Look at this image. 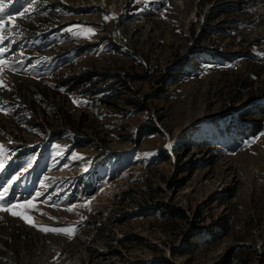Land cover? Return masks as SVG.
<instances>
[{"label": "rangeland", "instance_id": "374dc122", "mask_svg": "<svg viewBox=\"0 0 264 264\" xmlns=\"http://www.w3.org/2000/svg\"><path fill=\"white\" fill-rule=\"evenodd\" d=\"M10 1L0 264H264V0Z\"/></svg>", "mask_w": 264, "mask_h": 264}, {"label": "snow or ice", "instance_id": "6c2138e0", "mask_svg": "<svg viewBox=\"0 0 264 264\" xmlns=\"http://www.w3.org/2000/svg\"><path fill=\"white\" fill-rule=\"evenodd\" d=\"M8 4L5 2V0H0V45H3L5 41H8L9 43L14 42L13 40L10 39V36L12 34L13 28L18 27L15 24V20L17 19V16H14L10 13H5V9L7 8ZM28 9L25 8L24 11H21L18 13L19 17H23L26 15ZM105 19H109L108 16H105ZM9 24L11 25L10 27L6 28L5 25ZM87 32H92V29H86ZM5 32L8 33V35L5 34ZM9 49L4 46L0 47V57H4L5 53ZM7 61L4 59H0V65H4ZM0 71H2V68H0ZM0 85H2V81H0ZM75 102V101H74ZM255 142L251 141L250 143ZM3 145H0V150L3 149ZM3 165L0 164V168H2ZM5 193L7 192V189L4 190ZM41 193L37 192L36 197H39ZM50 199V197H49ZM27 204L29 206H32V201H27ZM56 206V205H53ZM16 207V205L9 204L7 201H5V195L4 193H0V210H7L12 212V209ZM75 208V206H72L71 208H68V211H72ZM43 214V213H42ZM12 215H17L16 212H12ZM43 230L45 231H52V232H58V233H65L68 235H71L74 233L75 229L72 226H68L66 228H49L47 226H41Z\"/></svg>", "mask_w": 264, "mask_h": 264}, {"label": "built area", "instance_id": "2783aa9c", "mask_svg": "<svg viewBox=\"0 0 264 264\" xmlns=\"http://www.w3.org/2000/svg\"><path fill=\"white\" fill-rule=\"evenodd\" d=\"M132 3H133L132 0L127 1L122 8H119L118 12L111 10L112 13H115L116 20L119 21L127 18V16L129 15L128 13L130 12V10L133 9L131 8Z\"/></svg>", "mask_w": 264, "mask_h": 264}, {"label": "trees", "instance_id": "16d2710c", "mask_svg": "<svg viewBox=\"0 0 264 264\" xmlns=\"http://www.w3.org/2000/svg\"><path fill=\"white\" fill-rule=\"evenodd\" d=\"M229 11V10H228ZM194 53H198V52H194ZM16 153H19V152H16ZM80 186V185H79ZM93 190V189H92ZM188 246H191V244H189Z\"/></svg>", "mask_w": 264, "mask_h": 264}, {"label": "crops", "instance_id": "0c3cea01", "mask_svg": "<svg viewBox=\"0 0 264 264\" xmlns=\"http://www.w3.org/2000/svg\"><path fill=\"white\" fill-rule=\"evenodd\" d=\"M10 2H12V0H11ZM10 5H11V4H10ZM10 5H9V6H10ZM9 8H10V7H9Z\"/></svg>", "mask_w": 264, "mask_h": 264}, {"label": "bare ground", "instance_id": "6f19581e", "mask_svg": "<svg viewBox=\"0 0 264 264\" xmlns=\"http://www.w3.org/2000/svg\"><path fill=\"white\" fill-rule=\"evenodd\" d=\"M132 30V29H131Z\"/></svg>", "mask_w": 264, "mask_h": 264}]
</instances>
